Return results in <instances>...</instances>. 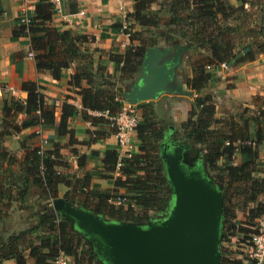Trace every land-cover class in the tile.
<instances>
[{
  "label": "trees",
  "instance_id": "16d2710c",
  "mask_svg": "<svg viewBox=\"0 0 264 264\" xmlns=\"http://www.w3.org/2000/svg\"><path fill=\"white\" fill-rule=\"evenodd\" d=\"M259 1L239 0V5H231L225 0H134L132 13L126 17L130 32L123 53L114 55L99 51V54L107 55L108 61L114 65L115 75L112 77L95 66L99 71L96 86L89 81L94 79L90 70L93 68L91 54L80 48L91 38L73 31L59 32L52 26L54 7L49 0H36L34 14L28 17L27 25H22L18 17L17 29L12 31L10 39L27 36L36 73L46 74L53 80H59L60 72L71 63L75 64L67 83L76 88L80 99L78 118L92 127H105L101 131H86L88 141L82 142L85 144L113 134L107 118L118 113L124 100L116 98L119 90L115 87L117 83L134 78L147 48L160 45H182L186 48L191 75L184 83L195 97L179 126L180 137L201 148V162L207 166L209 178L221 193L219 245L229 235L236 234L241 247L240 244L255 232L258 220L264 216V167L257 166L253 159L256 152L254 146L264 142V105L259 106L255 115L249 118L245 117L247 109L243 108L240 113L228 116L225 123L221 122L215 117L208 81L218 65H227L236 56L234 33L238 27L234 28L230 23L243 13V5L252 6ZM153 6L155 10H151ZM69 11L75 13L76 9L70 7ZM251 57V52L244 56L246 59ZM239 61L241 59L234 62ZM88 75L89 78L86 77ZM21 91L25 94L24 99L9 96L3 100L0 140L22 131H29V136L33 137L37 128L53 129L57 137L72 133L68 129L69 122L77 116L73 105L45 98L34 81L22 82ZM257 100L264 103V97L257 98L255 102ZM142 105L145 108L146 104ZM57 108L59 117L55 120ZM87 112L105 116H91ZM152 114L151 110L142 111L134 132L137 148L132 155L118 159L117 152L111 148L100 153L91 151V154L100 157V165L94 164L84 170L80 178H74L73 184L64 180L63 172L56 170L64 166L60 164L62 156L55 144L47 151L39 152L38 148L29 150L18 163V172L14 173L12 183L0 178L3 180L0 181V219L6 216L11 201L25 199L32 189L48 204L58 197L57 187L60 185L66 188L62 199L73 205L74 194L81 192L88 206L93 208L87 211L108 221L139 224L138 220L143 218L163 219L170 204L167 197L169 189L159 158V144L165 138V130L161 120ZM236 154L243 157L238 163L234 161ZM0 157L9 161L12 159L4 152H0ZM83 164L80 157L78 170L83 169ZM92 180L109 181L110 188L92 186ZM119 190L122 194L117 192ZM117 196L123 198L118 206L106 202ZM51 210L48 214L36 210L32 215L36 220L34 226L1 242L0 261L12 259L15 264H24L23 253L27 251L33 264H49L61 252L71 259L72 264H79L77 255L81 253V237L68 222L61 221ZM237 210L242 213L243 219L235 225L233 220ZM221 251L219 246V264H251L244 258L227 261ZM95 262L102 264L90 251L85 264Z\"/></svg>",
  "mask_w": 264,
  "mask_h": 264
},
{
  "label": "crops",
  "instance_id": "0c3cea01",
  "mask_svg": "<svg viewBox=\"0 0 264 264\" xmlns=\"http://www.w3.org/2000/svg\"><path fill=\"white\" fill-rule=\"evenodd\" d=\"M225 1L231 5L240 4L239 0ZM133 3L134 0H60L59 11L54 10L51 25L59 32L73 31L78 34H85L91 38L89 43L82 44L80 48L91 54L94 69L93 76L96 81H98L99 71L96 70L95 66H99L106 74L112 77L115 75L114 65L108 61L107 55L99 54V51L114 55L123 53L128 41L119 31V26L132 13ZM35 5L36 0H32L27 10V16L29 18L34 14ZM70 7L75 8L76 12L69 13ZM258 7L264 19V0L260 1ZM155 8L153 6L151 10H155ZM20 14V6L15 0H0V110L4 98L9 96L17 98V95L25 96L21 91L22 82L34 81L39 88V92L45 98L53 99L58 103L63 101L70 102L69 104L74 106L75 112L77 113V121H75V118L72 119L69 122L68 129L72 130L75 134L79 132V141L87 142L88 137L85 132L97 130L96 126L92 127L88 122L78 119L81 106L77 94L75 95V100L65 98L70 93V89L76 91L75 87L67 83L70 75L74 72L75 64L71 63L67 69L62 70L59 80H53L46 74L36 73L33 60L26 56L30 52L28 37L20 36L14 40L10 39L12 31H16L17 29V18ZM178 46L183 47L182 45ZM167 47L171 46L160 45L155 47V49L161 51ZM240 59L241 61L237 63L228 64V68L223 70L221 74L220 72L218 74L217 71V69H220L219 67L214 69V72L217 71L216 74L219 77H211L208 81L210 92L217 98V105L215 107L217 117L223 112L231 113L239 106L248 107L256 97L264 96V53L255 54L251 58L246 59L241 57ZM190 75L188 54L186 51L179 56L178 65L174 70V76L167 83L166 88L171 90L177 85L182 92H190V95L178 94L176 92H161L154 100L144 102L146 104L145 110H151L152 115L160 119L167 129V131L165 130V138L170 135L172 137V144L182 143L178 128L185 120L186 114L195 97L186 88L184 83L185 79L189 78ZM134 78L124 82L127 86L126 91L133 84ZM4 87L11 88L12 91L6 92L4 91ZM87 113L91 116L94 115L93 112ZM58 117L59 109L57 108L54 114L55 120H58ZM58 138L60 137L56 136L53 129L45 128L41 129L39 136L30 137L29 131H22L1 139L0 152L6 153L12 159L9 161L8 158L0 157V178H3L4 181H9V184L12 183L14 173L18 172V163L22 161L24 155L29 150L33 148H39L41 150L42 145L50 146V144H55ZM42 141H45V144H42ZM83 144L87 147L89 146L90 151H97L99 153L106 148H111L116 151L112 135L100 139L95 143ZM254 148L256 151L253 158L254 162L257 166L264 167V142L254 146ZM236 155L238 158L235 161L238 163L243 157L240 154ZM94 158L96 160L92 163L99 166L100 157L94 156ZM76 169L78 170V168ZM93 182L100 183V186L99 184L98 186L101 189L110 188L109 181L94 180ZM36 198L42 201V208H39L42 213L50 211L47 201L41 199L35 189L30 190V194L25 199L21 200L18 198L11 201L10 209L7 211L6 216L0 219V243L8 236L28 230L36 224V220L32 218L33 213L37 210V208L35 209L36 204H31L32 199ZM22 205L26 207L24 208ZM262 218L264 219V216ZM23 256L25 257L24 264H33V261L28 259L27 251L23 253ZM238 257H241V254L236 255L235 259H238ZM0 264L15 263L12 259H8L0 261Z\"/></svg>",
  "mask_w": 264,
  "mask_h": 264
},
{
  "label": "water",
  "instance_id": "95a60500",
  "mask_svg": "<svg viewBox=\"0 0 264 264\" xmlns=\"http://www.w3.org/2000/svg\"><path fill=\"white\" fill-rule=\"evenodd\" d=\"M173 47V48H171ZM164 50L147 48L134 82L122 98L130 105L154 100L168 90L179 56L186 48L172 45ZM248 49H244L246 53ZM171 54V56H169ZM242 53L233 61L240 59ZM172 137L159 144V158L170 193L163 219L145 224L107 221L70 202L55 198L51 208L61 221L68 222L89 245L102 264H219L222 197L213 181L199 166L183 160L190 145L172 144Z\"/></svg>",
  "mask_w": 264,
  "mask_h": 264
},
{
  "label": "rangeland",
  "instance_id": "374dc122",
  "mask_svg": "<svg viewBox=\"0 0 264 264\" xmlns=\"http://www.w3.org/2000/svg\"><path fill=\"white\" fill-rule=\"evenodd\" d=\"M257 3L253 4L252 6H248L246 4L243 5L242 6L243 13L238 15L237 20L230 23L232 26H234V28L238 27L237 32L234 33L235 42H236V50H237L236 54L242 53V56H241L242 58H244V56L248 52H251L252 56L255 54H259V53H261V54L264 53V51H263V46H264V19L262 17L261 10L258 7L260 5V1ZM244 49H248V51L246 53H243ZM235 62L231 61L229 63V65L231 63H235ZM220 65L217 66L220 68V69H217L218 74H219V72L221 74L223 70H226L228 68V64L224 68L221 67ZM90 70L94 73L93 68H90ZM217 71L214 72V70H213V72H214L213 77L214 76L217 78L219 77L216 74ZM87 72H89L88 69H87ZM93 73H91V74L93 75ZM85 74H90V73H85ZM86 77L89 78L90 75H88ZM97 80H99V79H97ZM89 81L91 82V85H93V86H96V84L98 82L92 78L89 79ZM115 90H119V92H116L117 93L116 98L119 99V98H122V93L126 92L127 86L124 82L123 83H117ZM69 92L70 93L68 95H66L65 98L75 100V97H76L75 95H76L77 91L70 89ZM212 96H213V102H214L215 117L220 119V121L224 122V123L226 122V118L228 116H232L233 114L240 113L243 108L247 109V112L245 113L246 118H249V116H254L256 110L259 109V106L264 105V103H262V101L257 100V102H255L257 98L261 99L264 96L256 97L254 100L251 101V103L248 107L239 106L235 111H232L231 113L230 112H223L221 115H219V117H217L216 112H215V107L217 105V98L214 94H212ZM17 98L24 99L25 96L17 95ZM68 103H70V102H68ZM124 103H126L125 100L122 101V104H124ZM143 103L134 105V110H135L138 118L141 117L142 111H146L145 108L142 107V106H144V105H142ZM255 103H257V104L255 105ZM217 111L219 112V110H217ZM93 114H94L93 116L101 115V114L96 113V112H93ZM101 116H105V115H101ZM76 119L77 118L75 117V121H77ZM103 128H105V127L104 126H98V125L96 126V129L98 131H101ZM164 130L167 131V129L165 127H164ZM34 136H36V135L34 134ZM37 136H39V135H37ZM79 140H80V133L78 132L77 134H75L72 131V133L70 135H65V136L58 138V140L55 143L56 147L59 149V153L62 156V159H61L62 163L60 162V164H61V166H64V168H62V169L60 168V169H56V170L63 172L62 176H65L64 180L65 181L69 180V183L71 182V184H73L74 178H80L82 176L84 170H87V169L91 168L92 166H94V163H92V162H94L96 160V158H94V156H96V155L91 154V151L89 150V146L88 147L85 146ZM180 141L190 145V147H191V149H189V154L187 151L183 152V156H184L183 160L185 162H190L191 165L194 167L199 166V168H200V170H202L203 174L205 176H208V168L205 164H203V162H201V158H202V154H203V151L201 150V148L197 145L187 143L186 141H184L182 139ZM42 144H45V143H42ZM52 146H53V144H50V146L49 145L48 146L42 145L41 151L51 150ZM92 152H94V151H92ZM80 157H82L83 161H84L83 169L77 170L76 169L77 168V161L79 160ZM236 158H238L237 155L234 156V161L236 160ZM75 166H76V168H75ZM16 170H17V167H16ZM93 181L94 180L91 181L92 186L93 185L95 186L98 184L100 186V183H96ZM65 192H66V188L63 185L58 186L57 187V196H58L57 198H62V195ZM70 192L72 195V191H70ZM117 192L119 194H122L121 190H119ZM80 193L81 192H76L74 194L75 199L73 198V200H75V204H73V206L76 208H83L84 207L83 209H85V207H86V210H88V209L92 210L93 208H91V206H88V203L85 201L84 194H80ZM167 197L169 198V201H170L169 190L167 193ZM29 200H31V199H29ZM32 200L33 201H31V204L35 203L36 204L35 209L37 208V210H40L39 208H42V204H41L42 201L41 200L39 201L38 198L32 199ZM51 201L52 200H50L48 202V207L50 210L52 209L50 206ZM51 211L53 212V210H51ZM52 214H56V213L53 212ZM234 216H235V219L233 220V223L235 225H238V222L243 219V215L240 211L237 210V211H235ZM105 220H106V218H105ZM151 220H153V219L150 218V219L146 220V218H143V219L138 220V222H139V224H145ZM145 221H147V222H145ZM220 233H221V231H220ZM81 241H82V244H81L80 249H79V251L81 253H79L77 255V257H78L77 261L79 264H85L86 261L88 260V254L91 251V249H90L89 245H87L83 241L82 238H81ZM237 241H238V235H236V234L231 235V236L229 235L226 238V241L222 242L221 245H219L220 248L222 249V251H221L222 257L225 260H227V261L236 260L235 259L236 255L243 254L242 248L239 245H237L238 244ZM81 254H83V255H81ZM237 260H241L240 257H238ZM93 264H96V262Z\"/></svg>",
  "mask_w": 264,
  "mask_h": 264
},
{
  "label": "built area",
  "instance_id": "2783aa9c",
  "mask_svg": "<svg viewBox=\"0 0 264 264\" xmlns=\"http://www.w3.org/2000/svg\"><path fill=\"white\" fill-rule=\"evenodd\" d=\"M32 0H15L17 4L20 6L21 14L19 16V22L22 25H27L28 16L27 10L30 6ZM49 2L53 5L54 10L59 11L60 0H49ZM81 14V13H79ZM130 23L127 20H123L119 26V31L124 36L126 40H128L129 32H130ZM27 58L32 59V52H28L26 54ZM221 67H226L225 64H221ZM4 91L11 92V88L4 87ZM108 119V127L113 131V138L115 142L116 152L118 154V159L121 157H128L132 155L137 148V141L135 139V128L137 126L139 118L136 115L134 110V105H130L127 102L122 104L118 113L113 115ZM41 129L37 128L34 131V134L40 135ZM45 143V141H42ZM245 144H248L246 142ZM39 152L41 151L38 148ZM119 166V161H117L116 168ZM108 204L113 206H118L123 202V198L117 196L115 198H109L106 201ZM241 245L242 253L241 259L244 258L251 264H264V219L261 218L257 222V226L255 228V232H253L249 238ZM49 264H72L71 259L64 255L61 252H58L49 262Z\"/></svg>",
  "mask_w": 264,
  "mask_h": 264
},
{
  "label": "flooded vegetation",
  "instance_id": "af4514ba",
  "mask_svg": "<svg viewBox=\"0 0 264 264\" xmlns=\"http://www.w3.org/2000/svg\"><path fill=\"white\" fill-rule=\"evenodd\" d=\"M164 139V138H163ZM192 167H194V166H192Z\"/></svg>",
  "mask_w": 264,
  "mask_h": 264
}]
</instances>
